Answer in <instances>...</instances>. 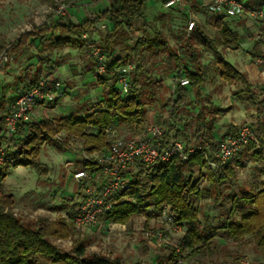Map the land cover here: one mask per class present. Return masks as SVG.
Returning a JSON list of instances; mask_svg holds the SVG:
<instances>
[{"label": "trees", "instance_id": "obj_1", "mask_svg": "<svg viewBox=\"0 0 264 264\" xmlns=\"http://www.w3.org/2000/svg\"><path fill=\"white\" fill-rule=\"evenodd\" d=\"M51 2L56 6V0ZM263 6L264 0L246 1V7L249 9ZM191 7L197 12L208 11V7L200 5L197 0L192 2ZM148 10V0H111L109 7L98 10L92 19H84L76 24L69 17H58L54 20L53 26L40 35L39 43L49 32V47L70 48L85 54L93 63L96 72H99L100 66L104 65L107 74L99 75L98 83L107 89V94L102 105L84 116L73 114L58 119L31 121L10 138L3 134L7 116L0 117V148L7 146L6 158L10 162V166L0 164V264H39L41 258L52 264H117L106 256L87 255L84 243L77 244L71 252H62L54 245L52 239L67 237L66 224L62 221L45 227L41 224L24 222L14 212V196L3 194L1 188L11 175V170L19 167L31 168L38 174L45 175L47 170L43 168L39 158L47 143H53L59 152L65 153L70 152L67 143L73 138H78L82 142V147L78 151L80 154L105 155L115 140L107 130L114 131L116 127L127 126L135 132L142 131L146 108L139 93V77L143 75L141 63L147 53L154 56L165 54L169 61H174L175 65L167 68V76L173 75L175 81L186 79L189 82L190 89L177 86L171 117H175L177 112L186 106L191 94H194L195 102L202 99L201 92L206 75L201 73L203 71L201 60L205 50L213 53L218 59V71L223 81L230 86L241 85L244 90L240 89L235 95L239 97L243 93L249 94L248 103L262 115V119L252 125L257 140L246 150L253 152L254 161L264 163V100L259 101L246 75L226 62L217 49L220 45L231 49L239 48L240 37L227 27L225 23L227 17L215 19L214 25L218 30L216 38H209L206 32L199 29L197 35L194 32L181 37L177 48H172L161 33H156L155 37H152L144 31L143 38L138 39L135 45L128 49L130 51L128 57L133 59L136 67L128 82L129 91L127 94L123 93L118 79L119 76L124 75L121 73L124 70L120 72L119 69L123 68L126 62L123 58L115 56L114 47L120 42V36L136 22L143 21V26L149 27L146 18ZM103 22H106L105 34L100 30ZM148 30L151 32L150 28ZM36 35L38 34L33 33L25 36L30 39V45L34 47H37ZM96 40L99 42L102 56L105 57L103 62H97L92 54L91 49ZM23 41L24 38L19 39L7 49V53L15 56L16 52L25 46ZM196 42L205 50H199ZM3 49L5 47L0 43V53ZM46 61L49 62V59ZM112 72H119L117 76L115 75L117 84L109 85ZM38 83L36 76H33L28 80L24 91ZM261 94H264V90ZM4 102L0 90V109ZM158 122L161 123V120L159 119ZM213 129L214 121L207 123L204 119L203 124L197 126L191 141L183 131L175 130L170 126L165 133L164 148L175 141H183L187 150L194 141L201 140L203 143H209L208 156L198 151L186 160L174 156L170 161L156 166H137L136 170L126 176L129 179L127 188L116 196L115 205L111 211L101 217V221L127 225L134 216L140 214H146L150 220L155 215H159L164 206H168L176 216V222L186 230L182 239V252L189 250L192 255L210 253L214 241L220 234L235 242H245L253 238L256 246L264 250V188L256 193L232 191L229 195L228 207L216 217L217 226H213L207 220L208 225L204 227L201 222L196 200H201L209 193L210 188H215L218 192L216 199L218 202L220 188L236 182L238 178V172L232 164L218 168L210 167L208 162L215 159L220 147L213 135ZM60 134L67 142L57 139ZM236 134L237 130L231 128L225 138ZM81 170L89 175H96L101 173L102 167L97 158L86 159ZM201 180L206 182L203 188L199 187ZM172 257L177 261L181 254H176L174 250Z\"/></svg>", "mask_w": 264, "mask_h": 264}, {"label": "rangeland", "instance_id": "obj_2", "mask_svg": "<svg viewBox=\"0 0 264 264\" xmlns=\"http://www.w3.org/2000/svg\"><path fill=\"white\" fill-rule=\"evenodd\" d=\"M163 1L148 0L149 10L146 18L149 27H144L143 21L136 22L120 36V42L114 47L115 56L123 58L126 62L119 71L124 70L127 82L130 81V76L136 67L133 59L128 57L130 52L128 49L133 47L138 39L143 38L144 31L152 37H155L156 33H161L172 48L178 47L181 37L194 32L197 35L199 29H203L209 38L218 36L213 30L217 16L213 14L210 16L209 11H205L204 16L201 15V23L194 20L196 26L189 30L191 17L197 13L191 7L195 0H184L182 4L172 9L164 7V4L170 0ZM110 2L111 0H56V6H54L51 0H0V43L5 47L3 51L7 52V49L21 38H24L25 45L16 52L15 56L8 53L10 63L0 71V90L5 100L0 109V117L9 114L16 98L33 76H36L39 82L51 83L56 99L59 100L37 107L32 121L58 119L73 114L84 116L102 105L107 89L98 83L99 73L94 70V65L89 58L78 50L49 47V32L40 40L41 43L39 38L44 30L53 26L54 20L58 17H69L78 24L83 19H92L100 7L104 10L109 7ZM197 2L205 7L209 5V0ZM61 10L63 14L59 13ZM245 18V23L258 27L257 20L249 15ZM105 24L106 22H103L100 28L104 34L107 31ZM103 26L105 29L102 28ZM33 33L38 34L35 36L37 47L31 46L30 39L25 37ZM196 46L199 50H205L198 42ZM91 50L97 62L104 61L105 57L102 56L98 40L95 41ZM245 51H248L247 48L238 53V58L231 57L232 63L235 64L239 59L250 61L251 57L247 56ZM46 59H49V62ZM217 62L218 59L214 54L205 50L201 61L203 70L201 73H204L206 78L218 73V70L215 71ZM141 65L143 75L139 77V93L146 108L143 130L135 132L127 126L116 127L113 138L126 143L139 137L142 132H146L152 126L163 127L165 133L170 126H173L175 130L183 131L192 141L196 128L201 122V118L194 113V105L198 104L201 112L204 113L205 109L209 111V108H205L209 100L202 98L195 102V97L191 94L186 106L180 109L175 117H171L174 93L178 85L182 86L180 82L186 79L175 81L173 75L167 76V68L175 65L174 61H169L165 54L154 56L147 53ZM51 68L53 70H50ZM116 76L110 77L109 85L117 84ZM189 86L186 87L190 89ZM241 88V86H235L234 94L240 92ZM243 97L244 100L248 99L245 94ZM248 104L249 113L255 112L256 108ZM251 117L254 121L255 115ZM159 119L161 123L158 122ZM244 124L253 125L251 122ZM61 135H58L57 139H63ZM67 145L70 152L62 153L54 147L53 143L45 144L39 158L43 168L47 170L45 175L38 174L31 168L19 167L11 170V175L4 181L1 188L3 194L14 196V212L24 222L41 224L45 227L62 221L66 224L67 237L52 239L54 245L62 252H71L77 244L84 243L87 255L106 256L117 264H230L242 258L255 260L252 253L264 252L256 246L253 238L245 242H235L224 238L222 234L214 241L210 253L192 255L189 250L182 252V239L186 230L182 226L177 228L162 221L159 215H155L150 220L146 214L136 215L127 225L102 221L93 226H76L72 215L80 200L93 190L95 184L94 179L78 181L75 175L82 172L84 160L95 159L102 154H96V156L80 154L78 151L82 147V142L78 138H73ZM239 156L242 158L236 165L237 181L220 188L219 201L216 202L218 192L215 188H210L209 193L205 194L201 200H196L204 227L208 225L207 220L213 226H217L216 217L228 207L229 195L232 191L256 193L264 188V173H262L264 163H255L252 153L247 152L246 149ZM98 175L97 180L101 178V174ZM198 178L197 173L196 179ZM205 186V180H201L199 187ZM159 233L164 235L162 240L155 237ZM174 250L176 254H181L177 261L172 257ZM39 264L52 263L41 258Z\"/></svg>", "mask_w": 264, "mask_h": 264}, {"label": "built area", "instance_id": "obj_3", "mask_svg": "<svg viewBox=\"0 0 264 264\" xmlns=\"http://www.w3.org/2000/svg\"><path fill=\"white\" fill-rule=\"evenodd\" d=\"M184 0H170L164 4L166 9H171L183 3ZM208 11L220 17L241 18L249 15L257 21H264V6L260 8L249 9L246 7L245 0H211L208 5ZM63 14L62 10L59 12ZM196 24L189 23L191 31ZM105 29V26L102 27ZM262 41V53L257 58V64L260 68L261 79L264 84V35L260 36ZM99 51V50H98ZM96 52V50H95ZM94 52V53H95ZM101 57V56H100ZM102 59V57H101ZM103 62V61H101ZM10 63L9 55L6 51L0 53V71ZM121 72V71H120ZM99 75L107 74L104 65L99 68ZM119 72H112L110 77L115 76ZM121 73H124L121 72ZM127 78L124 75L119 76L118 83L123 88V93L127 94L129 85ZM183 87L189 85L188 81L180 82ZM56 96L51 83L39 82L33 88L24 91L22 90L12 105L9 114L6 117L4 135L7 138L14 136L20 129L24 128L25 124L32 121L34 111L40 105H46L56 102ZM112 137L114 131L107 130ZM165 131L161 126H152L146 132L128 142L114 140L105 155L99 156L98 160L102 167V185L99 190L93 189L82 198L72 215L74 224L78 227H86L98 225L101 217L112 210L115 205L116 196L125 190L129 184V179L126 177L132 171L136 170L137 166H156L159 163L168 162L174 156H180L183 159H188L190 155L196 152H201L208 156L207 149L209 143L194 141L186 150V145L183 141H175L167 147H163L165 143ZM256 134L253 132L252 125L244 124L239 128L235 136L224 138L219 144V150L215 155V159L209 160V165L212 168L231 164L237 156L240 155L251 143L256 142ZM260 148V146H258ZM7 146L0 148V164L10 166L9 160L6 158ZM94 176L85 172L75 175V179L83 181L84 179H92ZM159 217L162 221L181 228L176 222V216L172 213L171 208L164 206ZM155 237L162 240L164 235L157 234ZM183 245V242H182ZM230 264H258L249 258H242L236 263Z\"/></svg>", "mask_w": 264, "mask_h": 264}, {"label": "crops", "instance_id": "obj_4", "mask_svg": "<svg viewBox=\"0 0 264 264\" xmlns=\"http://www.w3.org/2000/svg\"><path fill=\"white\" fill-rule=\"evenodd\" d=\"M210 1L211 0H209L208 3H210ZM245 1H251V0H245ZM256 1H263V0H256ZM209 14L210 16H212L210 12ZM196 15L191 17L190 22L195 23V21H198L201 23V15H203V13L197 12ZM245 20H246L245 16L241 18H227L225 20L227 27L240 37L239 48L231 49L220 45L217 47V49L219 54L226 62L230 63L238 71L246 75L248 82L252 86V90L259 97V101H263L264 94H261V91L264 90V84L261 79L260 68L257 64V58L262 53V44H260L259 39L260 36L264 34V21H258L256 23L258 27H255V26H250L248 23H245ZM201 30L204 31L203 29ZM213 30L218 34V30L215 27V25ZM244 48H247L248 51L245 52L247 53V56L251 57V60L246 62L243 59H239L235 62V64H233L230 58L231 57L238 58V53L240 51H244ZM216 70H218V65L215 68V71ZM241 89L244 90L243 87ZM234 92H235V86H230L228 83L224 82L218 71V73L210 75L208 78H206L201 92L202 98L204 100H209V104L207 103L205 104V108L206 107L209 108V111L205 109L204 113H202L199 108L200 106L198 104L194 105L195 108L194 113L197 114L199 118H201L200 124H203L204 119H206L207 123L214 121L213 135L215 137L216 142L218 143H220L225 138V136L227 135L228 131L231 128H235L238 133L239 128L242 124L246 122H251L255 124L256 122L262 119V115L259 114L257 111L250 112L251 114L249 113L247 108L248 107L247 105H249L248 101L247 99L244 100L243 97V94H245L246 97L249 96V94L243 93L238 97L234 94ZM200 114H202L201 117ZM253 115H255L254 121L251 120L252 119L251 116ZM247 152L253 153L252 151H247ZM96 157L97 159L99 158L98 156ZM240 158L242 157L237 156L236 159L231 163L234 168H237L236 165L239 164L238 160ZM254 162L260 163L256 161ZM262 173H264V171ZM98 174L93 175L94 177L92 178V180L94 179V184H95L93 189H97V190H99L102 185V174H101V178L97 180L98 178L97 176H99ZM252 256L255 259L253 260L254 262L258 264H264V252L260 254L252 253Z\"/></svg>", "mask_w": 264, "mask_h": 264}]
</instances>
